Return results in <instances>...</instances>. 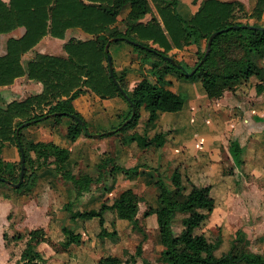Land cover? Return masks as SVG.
I'll return each mask as SVG.
<instances>
[{
    "label": "trees",
    "instance_id": "1",
    "mask_svg": "<svg viewBox=\"0 0 264 264\" xmlns=\"http://www.w3.org/2000/svg\"><path fill=\"white\" fill-rule=\"evenodd\" d=\"M151 2L159 17L155 15ZM177 5L178 0H0V34L10 33L19 27L25 29L21 37L8 39L6 53L0 55V86L12 84L25 74L43 85L39 94L0 106V189L4 190V196L11 192L19 195L30 193L38 179L37 171L41 168H46L54 180L64 185L70 199L73 192L79 197L90 191L95 181L93 177L73 171V164L76 163L73 145L83 133L89 135L86 122L73 105V100L81 94L94 93L102 98L125 97L122 89L130 97V112L107 135L117 136L118 147L135 141L142 149L159 150L175 128L160 130L150 136V127L160 112L175 114L184 104L182 95L168 88L170 82L167 75L173 70L177 71L179 77H197L209 98L221 97L226 90L235 89L252 76L260 80L255 85L256 92L263 91L264 25L258 21L264 14V0H255L250 14L246 13L244 5L238 0H203L199 9L188 19L178 12ZM149 13L151 19L142 23L140 20ZM121 15L123 17L119 20ZM244 18H254L255 21L240 20ZM70 28H81L91 38L69 39L64 45V56L36 53L33 59L22 63L23 54L45 35L63 39ZM221 30L213 37L206 53L209 37ZM121 41L139 43H131L134 49L132 58L140 60V72L144 76L131 91L124 80L125 71L119 74L113 68L112 76L107 61L109 51L105 50L106 45ZM201 41H205L204 47ZM174 48L194 50L197 59L193 65H187L190 71L196 69L193 74H187L189 68L181 60L175 59V54L171 53ZM63 117L72 119L65 134L67 147L24 137L25 128L45 120L59 124ZM125 121L128 122L124 124ZM140 122L144 125L142 133L136 129ZM24 123L28 124L21 127ZM131 129L133 132L129 133ZM4 142H12L18 149L21 146L25 157L24 180L17 188L10 183L19 180L21 160H3L1 147ZM241 150L238 140L230 139L229 153L237 165L241 163ZM19 152L21 156L20 149ZM97 169L105 172V176L112 181L119 172L126 175L138 173V166L123 168L112 155L101 158ZM188 180L179 169H175L170 182L167 183L162 177L154 182L156 206L150 205L143 217L155 214L157 218L158 242L163 247L157 261L165 264H264V253L249 250V240L240 230L236 232L229 249L217 254L221 237L211 240L201 232L215 207L211 187ZM106 200L101 202L98 209L87 208L83 211H73V201L69 200L66 208L71 211L72 220L98 218L102 228L100 237L117 236L116 230L108 231L103 227L107 211L128 220L135 230L143 232L137 217L141 202L138 193L126 188L120 190L110 202ZM179 216L181 227L175 223ZM62 231L65 235L62 241L51 239L43 227L16 233L12 239L25 240V246L15 264H49L37 249L42 242L58 254L69 252L73 244L81 242V234L72 227L63 226ZM142 252L140 242L131 258L135 260ZM123 263V259L115 255L103 256L98 260V264ZM143 264L153 262L144 258Z\"/></svg>",
    "mask_w": 264,
    "mask_h": 264
},
{
    "label": "crops",
    "instance_id": "2",
    "mask_svg": "<svg viewBox=\"0 0 264 264\" xmlns=\"http://www.w3.org/2000/svg\"><path fill=\"white\" fill-rule=\"evenodd\" d=\"M238 1L244 5L247 14H250L255 5V0H249V2L248 0ZM202 2L203 0H191V7L186 8L178 1L177 10L184 18L188 19L199 9ZM154 13L158 16L155 8ZM122 17L123 15L119 16V20ZM151 17V13L146 14L140 21L146 23ZM240 20L243 22L255 21L254 18H244ZM258 23L264 25V14ZM24 32L25 29L19 27L10 33L0 34V55L6 53V43L8 39L19 38ZM71 38L87 40L91 38V35L84 32L81 28L68 29L63 39L47 34L31 50L23 54L21 61L23 64H26L33 59L36 53L64 56L66 55L64 45ZM148 43L151 44V42ZM152 46L157 47L155 44H152ZM201 46H205V41H201ZM182 50L183 49L174 48L171 53L175 54V59L181 60L189 66L193 65L197 59V55L192 52L189 56L182 58L179 56V52ZM108 51L111 56L113 68L119 74L125 71L124 80L127 89L131 91L144 76V74L140 72V60L132 58L134 51L132 44L126 41L113 43L109 45ZM146 67L148 66L146 65ZM167 79L170 82L168 85L169 89L178 93L181 89L187 92L188 98L179 112L175 114L171 112H160L153 128L156 127V123L158 126H161L167 120H174L176 126L173 128H175V130L179 129V132L174 133V131L171 134L172 140L164 144V149L167 153H169L168 148L171 149L169 155L175 156L176 160L179 162L175 169H179L183 177L188 176L192 179L200 178L204 185L207 184L214 187L231 184L230 179L223 175L221 162V150L224 145L227 146L225 143V138L227 136L229 139H237L241 143V164L238 166L237 170H244L251 173V175L264 173V89L257 94L255 85L260 81L257 77L252 76L248 82L236 86L233 90H226L219 98H209L202 88L200 81L195 82L191 81V79L180 78L177 77L175 73L168 74ZM251 89L254 90L253 95L250 94ZM42 90L43 85L41 82L30 79L28 75L25 74L16 78L12 84L0 86V106H5L14 100H24L31 95L41 93ZM73 105L83 117L88 129L89 126L93 130L94 128L95 130H101L109 127V130H101L104 135L100 134L93 136L83 133L85 134L84 141L87 145L93 142H102L106 140V137H108L106 132L115 128V126H112V123L120 122V125L122 120L130 112V104L127 99L122 96L102 98L94 93H84L73 100ZM71 122L72 119L68 117H63L59 124H53L49 120H45L37 125L25 128L23 134L27 140L51 141L62 147H67L68 143L66 136L62 133V130L67 131L68 125ZM60 125L65 128L59 129ZM155 132L158 131L155 130L152 134L154 135ZM97 133L100 132L97 131ZM82 135L78 141L82 138ZM123 149L122 147V153L124 151ZM108 151L107 148L104 149L101 152V157L103 158L106 154H109ZM1 157L4 161L8 162H19L21 160L19 149L12 142L3 143L1 147ZM153 166H155V164H152L151 167ZM95 168L97 169V164ZM37 176L38 179L34 186V189H36H33L28 194L19 195L15 192H11L8 196H4V190L0 189V210H6L7 204H11V202L16 203V201L23 196H28L29 198L36 197L40 193L38 192V188L45 183L52 188H56L58 185V183H56L57 181L48 174L46 168L39 169L37 171ZM157 176H155V173L151 169L138 170L136 175H126L123 172H119L115 174L114 181L111 180V183L106 187L102 196L105 195V199L109 198L106 192L116 191L119 186H121L122 190L132 188L138 195H140L139 192H142L143 195H148L145 199L149 198V201L153 200L151 206H156V187L151 193H149V190L146 188L151 185L155 186L154 182L158 179L156 178ZM141 186L142 188L140 189ZM212 190L213 189H210V194L215 199ZM91 198L95 199V196ZM141 198L144 199V196H141ZM137 217L139 219V212ZM144 218L145 221L148 219L153 220L154 227L157 230L158 224L155 214H151ZM119 220L121 222L126 221L120 218ZM34 228L27 229L24 232L17 231L16 233H26ZM43 228L50 237L48 228ZM240 231L244 234L243 236L246 239H248L252 232L248 227L242 228ZM62 240L55 239L54 241ZM46 245L48 244L42 242L37 249L44 254L50 264L51 255L54 251L49 245L46 250L44 247ZM159 246L161 247L159 250L161 252L163 247L160 244ZM110 255L119 256L117 254Z\"/></svg>",
    "mask_w": 264,
    "mask_h": 264
},
{
    "label": "rangeland",
    "instance_id": "3",
    "mask_svg": "<svg viewBox=\"0 0 264 264\" xmlns=\"http://www.w3.org/2000/svg\"><path fill=\"white\" fill-rule=\"evenodd\" d=\"M178 1L186 8L191 7V0ZM151 6L154 11L152 2ZM192 52H194L193 49H183L179 52V56L185 58ZM182 64L187 67L185 62ZM188 70L187 74H192V70L190 71V68ZM173 73L179 77L176 70H173ZM180 78L191 79V81L195 82L199 81L197 77L180 76ZM179 93L182 95L184 102H186L188 98L187 92L180 89ZM250 94H254L253 89L250 90ZM119 123H112V126L117 127ZM153 125L148 131L150 136L153 135L152 133L155 130L168 131L176 126L174 120H167L161 126L156 123L154 128ZM59 127V129L65 128L64 126L61 127V125ZM143 127V123L140 122L136 129L142 133ZM106 129L109 130V127L101 130ZM101 130H95V128L93 130L90 126L88 129L89 135L93 136L102 134ZM97 131L100 133H97ZM132 132L133 129L129 131V133ZM178 132L179 129H176L174 133ZM62 133L66 134V131L62 130ZM107 136V139L102 142L98 141L87 145L84 141L85 134H83L82 138L73 145V156L76 159V163L73 164V171L78 174L87 173L95 180L89 192H85L79 197H76L73 192V197L70 199L68 191L61 182H56L58 183L56 188L49 187L45 183L38 188L40 193L36 197L23 196L16 203L7 204L6 210H0V264H15L20 258L25 246V240L12 239V236L17 231L24 232L27 229L40 226L47 227L50 237L54 240L65 239L62 231L63 226L72 227L81 234V242L73 244L69 252L58 254L53 250L50 264H98L97 261L100 257L110 254L119 255L123 259V264H143L144 258L150 259L153 264H165L157 261L161 247L159 246L154 222L150 219L145 221L143 217L144 211L153 204V200L149 201V198H147V201L145 197L148 195H143L142 192H139L141 196H144V199L141 198L140 202L139 219L143 232L135 230L127 220L121 222L116 214L111 211L105 213L103 227L108 231L116 230L117 236L114 238L99 236L102 228L99 225L98 218L85 221L81 219L72 220L70 218L71 211L66 208L69 200L73 201V211H83L87 208L98 209L101 202L106 200L104 198L105 195L102 196V193L111 183V178L105 176V172L95 168V165L101 162V152L104 149L107 148L109 154L106 155L115 156L117 164L123 168L138 166V170L151 169L155 176L158 174L156 178L162 177L167 183L170 182L171 173L177 167V163H179L175 156L169 155L171 153L170 148H168L169 153L166 152L164 149L165 145L159 150H154L153 148L142 149L134 141L124 145L122 153V147H118L119 139L117 140V136ZM171 140L172 136L169 137L168 141ZM229 142L230 139L227 136L225 138L227 146L224 145L221 150V162L223 175L230 179L231 184L217 187L205 185L213 189L215 207L210 213L207 222L202 226L201 232H204L211 240L218 236L221 237L222 243L217 250V254L220 255L229 249L236 237V232L248 227L252 232L248 237L247 248L256 253H264V173L251 175V173L244 170H237L241 163L237 165L232 159L229 153ZM239 144L241 145L240 142ZM223 151H225L224 156ZM152 164H155V166L151 167ZM188 179V181H195L199 185H204L200 178L192 179L188 177ZM146 189L151 193V191H154L155 186L151 185ZM120 190H122L121 186L116 191H107L106 193H108L109 197L107 200L110 202ZM94 196L95 199L91 198ZM175 223L181 227L180 216ZM140 242L142 243L143 252L141 256H137L134 260L131 255L135 254L136 247ZM44 247L46 250L48 249V245Z\"/></svg>",
    "mask_w": 264,
    "mask_h": 264
},
{
    "label": "water",
    "instance_id": "4",
    "mask_svg": "<svg viewBox=\"0 0 264 264\" xmlns=\"http://www.w3.org/2000/svg\"><path fill=\"white\" fill-rule=\"evenodd\" d=\"M260 28H262V27H260ZM223 30H221V31H216V32H214L210 37H209V40H208V45H207V49H206V53H208L209 52V49H210V46H211V41H212V39H213V37L215 36V35H217L219 32H222ZM130 43H132V44H139V43H137V42H135V41H129ZM108 47H109V44H107L106 45V47H105V50L106 51H108ZM169 58V57H168ZM173 62H175V60L174 59H172V58H170ZM107 61H108V65H109V70H110V73H111V75L113 76V65H112V61H111V56L108 54L107 55ZM178 67L179 68H181L182 67V65H178ZM195 70L196 69H193L192 71H191V73L193 74L194 72H195ZM113 81L115 82V83H117V81H116V79L113 77ZM121 92H122V94L126 97V99L129 101V103L131 102V100H130V97L121 89ZM134 113V109L132 110V114ZM78 119V121H80L81 122V119H79V118H77ZM128 122V121H127ZM126 122V123H127ZM125 122H124V124H126ZM26 124H28V123H24V124H22L21 125V127H23V126H25ZM17 133H18V130H17ZM19 149H20V151H21V170H20V176H19V180H18V182L17 183H10L11 185H12V187H14V188H17V187H19L21 184H22V182H23V180H24V173H25V157H24V154H23V150H22V147L20 146L19 147ZM7 183H9V181H6Z\"/></svg>",
    "mask_w": 264,
    "mask_h": 264
}]
</instances>
